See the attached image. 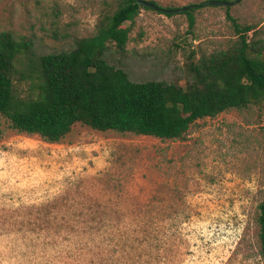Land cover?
I'll list each match as a JSON object with an SVG mask.
<instances>
[{
    "label": "rangeland",
    "instance_id": "obj_1",
    "mask_svg": "<svg viewBox=\"0 0 264 264\" xmlns=\"http://www.w3.org/2000/svg\"><path fill=\"white\" fill-rule=\"evenodd\" d=\"M117 1L0 0V31L34 55L69 50ZM192 14L190 26L181 12L141 9L125 22V51L110 43L106 60L133 81L185 86L191 61L235 41L234 22L264 26V0ZM263 199L264 101L200 118L181 139L75 123L49 143L0 116V264H264Z\"/></svg>",
    "mask_w": 264,
    "mask_h": 264
},
{
    "label": "trees",
    "instance_id": "obj_2",
    "mask_svg": "<svg viewBox=\"0 0 264 264\" xmlns=\"http://www.w3.org/2000/svg\"><path fill=\"white\" fill-rule=\"evenodd\" d=\"M195 7L181 12L190 26ZM141 9L151 8L118 0L92 35L75 39L69 50L41 55L32 53L29 40L0 31V116L16 131L49 143L59 142L75 123L97 131L181 139L200 118L264 101L263 25L234 22L235 41L191 61L185 86L131 80L105 53L110 43L125 51L130 32L125 22H133ZM258 209L264 260V199Z\"/></svg>",
    "mask_w": 264,
    "mask_h": 264
},
{
    "label": "water",
    "instance_id": "obj_3",
    "mask_svg": "<svg viewBox=\"0 0 264 264\" xmlns=\"http://www.w3.org/2000/svg\"><path fill=\"white\" fill-rule=\"evenodd\" d=\"M137 3L149 7L151 9L154 10H158L164 13H178V12H182L185 11L186 9L190 8L191 6H202V5H233L235 3H237L240 0H206L204 2H201L199 4L196 5H187V6H183L181 8H164L160 5L155 4L154 2L150 1V0H135Z\"/></svg>",
    "mask_w": 264,
    "mask_h": 264
}]
</instances>
